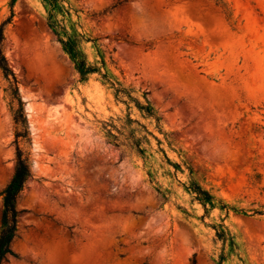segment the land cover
Returning <instances> with one entry per match:
<instances>
[{
    "label": "rangeland",
    "instance_id": "rangeland-1",
    "mask_svg": "<svg viewBox=\"0 0 264 264\" xmlns=\"http://www.w3.org/2000/svg\"><path fill=\"white\" fill-rule=\"evenodd\" d=\"M60 1L88 62L148 101L161 131L99 74L80 79L44 0H17L3 52L34 178L3 264H219L215 226L235 244L224 264H264V0ZM10 14L0 0V27ZM7 88L0 71V232L18 146ZM107 123L146 136L144 154L112 144ZM191 180L214 198L208 213Z\"/></svg>",
    "mask_w": 264,
    "mask_h": 264
},
{
    "label": "trees",
    "instance_id": "trees-1",
    "mask_svg": "<svg viewBox=\"0 0 264 264\" xmlns=\"http://www.w3.org/2000/svg\"><path fill=\"white\" fill-rule=\"evenodd\" d=\"M49 6V15L47 17V26L57 38L58 42L62 45L63 50L73 62L77 73L82 81L88 80L89 76L92 74H99L105 83L109 84L113 90L114 95L117 100H122L127 98L126 103H134L137 110L145 117L155 121L157 129L161 131V119L157 115L154 108L147 101L146 104H142L137 98L131 96V92L123 88L118 83H113L109 81L106 74L102 73L101 68L95 65H91L85 54L81 50V44L85 40L84 36L78 34L76 31L70 33L64 26L63 21L58 20L57 13L64 10L61 6L60 0H44ZM17 0H10L11 14L4 21L0 27V71L3 77L8 82L7 93L10 99V105L13 112V120L16 125V142L17 146V158L15 165V173L10 185L3 193V211L1 217V232H0V264L8 261V257L12 256L18 258L17 254L12 250V243L17 237V228L19 224V217L21 212L17 209L18 199L21 197L26 184L28 181L33 180L34 175L32 173V167L29 159L24 156L23 151L19 147L20 140H24L29 137V124L25 112V102L18 88V81L11 70L8 60L3 52V40H4V29L7 25L11 24L14 19V7ZM115 6L114 8H116ZM104 65V63L102 62ZM127 123L139 125L149 136H153L151 132H148L147 128L140 124L136 120L128 119ZM109 127V128H108ZM127 125L118 129L113 124H105V130L107 137L112 144L116 147H126L130 151H135L138 154L143 155L145 144H149V140L146 136L138 137L136 135L137 130L129 128L128 133H126ZM116 132V133H114ZM155 138V136H153ZM158 143L161 142L158 140ZM192 171H190V176H192ZM189 192L193 193L196 197L194 200L200 202L206 213L209 212V207L214 208V198L212 195L204 190L197 182L191 180L190 186L187 187ZM159 194L165 199V193L161 192V189L157 190ZM225 207V206H224ZM217 228V238L223 242V253L220 257L219 264H224L226 255L224 250L229 244L230 248H234L235 244L233 237L227 231H225L224 226H215Z\"/></svg>",
    "mask_w": 264,
    "mask_h": 264
}]
</instances>
